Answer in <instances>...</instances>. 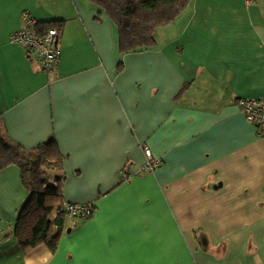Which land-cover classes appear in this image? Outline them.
<instances>
[{"label":"crops","instance_id":"crops-1","mask_svg":"<svg viewBox=\"0 0 264 264\" xmlns=\"http://www.w3.org/2000/svg\"><path fill=\"white\" fill-rule=\"evenodd\" d=\"M23 13L63 26L49 75L9 42ZM154 38L120 53L86 0H0L4 134L53 142L63 202L93 208L66 218L54 253L25 252L29 195L16 166L0 170V264H264V127L233 104L264 98V0H192ZM145 149L161 165L139 175Z\"/></svg>","mask_w":264,"mask_h":264},{"label":"trees","instance_id":"trees-1","mask_svg":"<svg viewBox=\"0 0 264 264\" xmlns=\"http://www.w3.org/2000/svg\"><path fill=\"white\" fill-rule=\"evenodd\" d=\"M98 7L114 24L120 53L137 52L155 45V32L173 22L192 0H86ZM55 28L61 37L60 23L40 25ZM62 156L53 142L32 151L12 144L5 136L0 120V170L16 166L28 192L16 220L14 235L22 250L45 246L54 253L64 232L67 218L61 194ZM57 172L51 178L49 172ZM51 179L54 184H50Z\"/></svg>","mask_w":264,"mask_h":264},{"label":"built area","instance_id":"built-area-1","mask_svg":"<svg viewBox=\"0 0 264 264\" xmlns=\"http://www.w3.org/2000/svg\"><path fill=\"white\" fill-rule=\"evenodd\" d=\"M23 27L9 37L10 44L21 48L25 53H32L37 58L42 72L51 74L60 60L58 42L60 35L55 28L40 29L37 22L28 13H23ZM234 106L244 115L246 120L256 126L264 127V98H236ZM145 163L138 174L152 173L161 165L160 159L154 158L150 150H144ZM129 176L123 173L122 180ZM67 217L86 220L92 216L93 208L90 205L64 204Z\"/></svg>","mask_w":264,"mask_h":264},{"label":"rangeland","instance_id":"rangeland-1","mask_svg":"<svg viewBox=\"0 0 264 264\" xmlns=\"http://www.w3.org/2000/svg\"><path fill=\"white\" fill-rule=\"evenodd\" d=\"M48 174L51 178H53L54 176H56L57 172L52 171V172H49Z\"/></svg>","mask_w":264,"mask_h":264}]
</instances>
